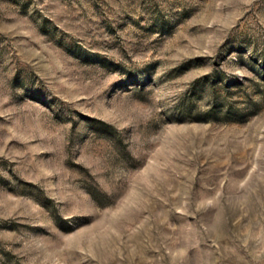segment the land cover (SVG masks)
Here are the masks:
<instances>
[{"label": "rangeland", "instance_id": "374dc122", "mask_svg": "<svg viewBox=\"0 0 264 264\" xmlns=\"http://www.w3.org/2000/svg\"><path fill=\"white\" fill-rule=\"evenodd\" d=\"M0 264H264V0H0Z\"/></svg>", "mask_w": 264, "mask_h": 264}]
</instances>
